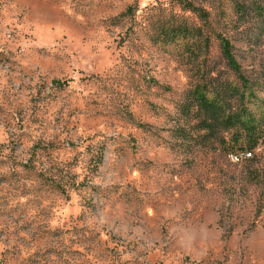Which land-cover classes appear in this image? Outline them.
Returning a JSON list of instances; mask_svg holds the SVG:
<instances>
[{"label":"rangeland","instance_id":"1","mask_svg":"<svg viewBox=\"0 0 264 264\" xmlns=\"http://www.w3.org/2000/svg\"><path fill=\"white\" fill-rule=\"evenodd\" d=\"M0 264H264V0H0Z\"/></svg>","mask_w":264,"mask_h":264},{"label":"trees","instance_id":"2","mask_svg":"<svg viewBox=\"0 0 264 264\" xmlns=\"http://www.w3.org/2000/svg\"><path fill=\"white\" fill-rule=\"evenodd\" d=\"M221 52H222L223 58L227 62L230 69L233 71H237L238 65L236 61L234 60L233 55L231 53V45L225 39H221Z\"/></svg>","mask_w":264,"mask_h":264},{"label":"built area","instance_id":"3","mask_svg":"<svg viewBox=\"0 0 264 264\" xmlns=\"http://www.w3.org/2000/svg\"><path fill=\"white\" fill-rule=\"evenodd\" d=\"M244 157L245 158H250L251 157V153L250 152H245L244 153ZM234 158V160H237V157H233Z\"/></svg>","mask_w":264,"mask_h":264}]
</instances>
